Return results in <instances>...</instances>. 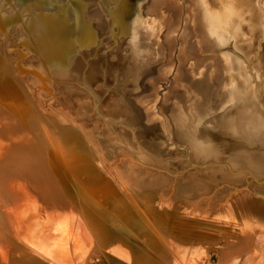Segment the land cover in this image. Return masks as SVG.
Segmentation results:
<instances>
[{"label":"rangeland","instance_id":"1","mask_svg":"<svg viewBox=\"0 0 264 264\" xmlns=\"http://www.w3.org/2000/svg\"><path fill=\"white\" fill-rule=\"evenodd\" d=\"M215 1L218 0H0L1 16L7 19L9 26L0 29V62H3L5 69L2 78L5 76L10 84L20 82L29 94L36 91L30 84L33 73L29 71L25 78L19 77V65L22 62H48V52L45 51L51 48L42 24L43 19L52 15L63 18L62 36L66 40H74L70 59L79 58V64L74 62L79 72L81 66L86 69L95 60V54L99 55L100 62L106 55L118 52L123 60L118 65L121 63L124 68L107 74L108 82L103 78L98 80L96 86L87 84L82 72L75 80L57 77L53 81L56 98L60 100L56 104L57 109H64L62 103L65 105L67 101L73 103L71 107L74 106L75 113L78 112V117L83 120L81 129L78 126L80 134L82 132L85 138L90 137L105 154L117 157L118 162L125 160L121 171L129 167L133 169L137 179L143 182L138 181L141 187L144 185L141 192L145 198L137 200L136 204L147 207L151 219L155 218L156 213L169 212L170 205H177L168 203L176 192L206 202L195 207L180 204L177 209L180 217H169L164 223L173 225L180 219L185 225L182 242L192 244V248L199 246L195 258L204 261L209 256L211 264H220L225 242L238 244L247 230L254 234L264 233V0ZM217 3L221 9L213 7ZM196 5L200 8L197 9ZM252 7L261 13L253 17L250 13ZM222 8L230 11L223 12ZM219 11L227 15L230 12V16L226 18V15L225 18L233 25L228 22L223 24L225 18L221 23L222 18L217 17ZM257 18L261 19L258 21ZM30 24L34 25L33 32L29 30ZM141 29L147 31V36L139 35ZM249 29L250 32H247ZM256 29L261 30L256 32ZM88 35L93 37V41L83 42ZM204 42H209L208 48L204 49ZM35 44L40 50H36V47L33 49L32 45ZM62 80L68 81V84L65 85ZM73 81H76V86L85 87V92L71 86ZM191 83H195V86ZM229 89L241 91V94L237 93L240 99L242 97L238 102L246 101L254 109L249 111L251 108L245 103H242V107L247 109H240L241 102L235 106L236 101L232 106L234 112L237 107L240 111L236 113L239 115L244 111L245 119L252 114L259 115L263 120V127L258 128L259 133L257 129L244 126L247 121L243 126L241 123L232 125L231 118L225 121L231 111L228 106L230 98H227ZM101 92L104 94L100 95ZM115 94L119 104L114 109L120 108L121 113L118 118H113L112 124L103 104L105 99ZM225 98L228 104L224 103ZM221 104L226 108L220 109V115L218 108ZM19 106H23L22 102ZM132 111L137 120L131 117ZM255 111L258 114L253 115ZM173 113L177 114L176 117ZM178 115H184V120L187 119L184 127L188 129L181 132L184 134L182 136L188 137L184 138L186 142L182 138V143L177 142L178 136H175L179 134L178 126L174 124ZM88 120L89 124L86 122ZM240 126L241 131L247 127L252 133L249 130H246L249 134L239 131ZM219 131L223 135L216 136ZM194 133L199 137L206 135L210 142L217 144L216 156L195 161L188 142ZM61 139L64 147L70 142L68 135ZM230 145L243 150L244 160H250V163L233 164L227 155ZM64 147L60 145L62 155ZM148 148L147 155L141 154L142 150ZM102 156L107 159L104 154ZM254 159L260 162H252ZM99 165L102 169L103 164L99 162ZM67 178L78 192L82 191V186L75 184L72 174H68ZM147 183L149 186L145 187ZM161 221L158 218L157 223L162 224ZM150 235L153 234L149 233V238ZM143 237V234L137 233L135 238L138 244ZM206 249H209V253ZM149 253H152L150 248ZM174 260L187 264L181 257L180 261Z\"/></svg>","mask_w":264,"mask_h":264},{"label":"bare ground","instance_id":"2","mask_svg":"<svg viewBox=\"0 0 264 264\" xmlns=\"http://www.w3.org/2000/svg\"><path fill=\"white\" fill-rule=\"evenodd\" d=\"M215 2L222 3L221 0ZM218 3L213 7L220 8L221 5H218ZM196 8L199 9L200 6L196 5ZM226 9L222 11L224 12ZM228 10L230 11V9ZM222 11L216 12L217 17L222 18L221 23L224 22L223 18L227 15L226 12V14H223ZM220 12L222 14L218 16ZM259 12L254 7L250 11L253 17L257 16ZM2 13L0 10V29H2V26L7 29L8 22L6 18L1 16ZM256 13L258 14L256 15ZM228 15L226 18H228ZM226 18L223 24L228 22ZM257 19L259 21L261 18ZM1 21L3 22L1 23ZM42 25V29L47 32L48 44L50 43L51 48L50 50L47 48L45 51L48 52V62H35L34 64L22 62L21 66L19 65V77L25 78L29 71L33 73L30 77V84L36 91L29 94L20 82L10 84L5 76L2 78L5 69L3 62H0V264H180V262L174 260L179 259L180 261V257L187 264H211L209 256L204 261H199V257L195 258V254L199 252L197 250L199 246L192 248V244L182 242L185 225L180 219L177 220L179 223L173 225L164 223L169 217L173 218L176 215V217H180L177 213L180 204H190L195 207L206 202L203 201L202 203V200L200 201L195 196L189 198L176 192L173 196H169L168 203H174L173 205L176 203L177 205H170L169 212L156 213L155 218L151 219L147 207L144 208L136 204L137 200L144 197V193L141 192L144 185L141 187L133 169L130 170L131 167H129L126 171L124 168L122 172L120 168H123L125 160L123 163L118 162L117 157L112 158L113 156L110 157L105 154L103 149L90 137L85 138L82 132L80 134L78 126L81 129L80 123L83 120L78 117V112L75 113L74 106L71 107L73 103L70 104L67 101L65 105L62 103L64 109H57L56 104L60 100H57L55 87L53 86V81L57 77H68L75 80L82 72L85 73L87 84L96 86L100 79L104 78L108 82L107 74L122 71L123 64L118 65V62H123L121 56L117 54L118 52H115L111 56L106 55L99 62L100 57L95 54V60L86 69L81 66L79 72L76 67L77 64L74 63L79 64V58L70 59L72 58L74 40L73 38L66 40L61 34L64 31L63 18L52 15L48 19H43ZM230 25L233 24L230 23ZM228 27L230 28V26ZM29 30L31 32L35 30L33 24H30ZM140 31L138 32L139 35L147 36L145 29ZM247 32H250V29ZM204 35L206 36V34ZM253 35L255 36V34ZM92 41L93 37L89 35L83 40V42L90 43ZM222 43L220 45L223 46ZM203 45L204 49L208 48L209 42H204ZM28 46L27 49L31 51ZM32 46L33 49L36 47V50H40L37 47L38 45ZM146 48H149L147 44ZM37 57L39 58L38 55ZM115 61L116 64L113 63ZM62 81L65 85L68 84V81ZM195 83L191 84L195 86ZM70 85L85 92V87L76 86V81L71 82ZM202 86L204 87L203 84ZM231 88L234 87L231 86ZM244 89L243 92L246 93L247 91L245 92ZM10 93H12V99H10ZM237 93L241 94V91L229 89L227 95L230 97L227 98L231 100L229 99L230 102L226 98L224 100L225 104L229 102L230 105L228 106L231 110L229 114L227 112L229 118L225 121L231 118V124L236 126L240 123L244 125L247 121L244 126L258 131V128L263 127V120L259 115H254L255 113L258 114L257 110L253 113L254 116L249 114L250 116L245 119V116H243L244 111L239 115L237 114L244 107H242L243 102L239 101L241 102L240 109L236 107L238 112L233 111V104L235 105L237 101L235 105L237 106L240 104L238 99L242 100V97L240 99ZM101 94L104 93L101 92ZM117 98V94H115L113 97L105 99L103 104L104 108L107 109L106 111H108V116L111 117L112 124H114L113 118H118L121 113L120 108L117 107L120 110L114 109L119 104ZM20 102L23 104L21 107L19 106ZM244 103L248 105L246 101ZM224 106V104L219 105L218 110L225 109ZM248 107L250 109L251 105H248ZM220 111L221 115L222 110ZM133 113L134 111H132L131 117L135 120L137 117L136 115L133 116ZM168 113H171V111ZM177 114L181 115L180 112H177ZM169 115L168 119H170ZM179 115L177 119L172 117L176 121L174 124L176 123L179 128L176 126L179 130V134L175 135L178 136V138L176 137L177 142L182 143L185 141L184 138L188 137L182 136L184 135L182 132L188 128L184 127L187 124V119L184 120L186 117L183 118L185 114L180 116L182 118ZM86 122L90 123L89 120ZM242 126H240L239 131H241ZM247 127L243 131L249 130ZM188 132L190 133V129ZM222 133V131H219L216 136L223 135ZM64 135H68L70 140L66 147L61 142V137L63 138ZM208 138L206 135L199 137L196 133L190 137L188 142L192 148L195 161H203L216 156L217 144L210 142ZM60 145L62 148L64 147V155L61 154ZM154 146L153 143V149ZM148 150L149 148L142 150L141 154L147 155ZM227 151L228 158L233 164L237 165V162L250 163V160L247 162L244 160V151H240L238 146L230 145ZM101 153L107 159H104ZM260 154L263 155V153ZM108 158L112 160H108ZM257 161L260 162L259 159L252 160L254 163H257ZM99 162L103 164L102 169ZM68 174L73 175L76 185L82 186L81 192H78L68 181ZM57 176H59L58 181H56ZM148 186L147 183L145 187ZM178 200H181V202L178 203ZM209 202L212 203L211 200ZM158 218L162 220L160 222L162 224L157 223ZM137 233L144 235L143 239L140 240V244L137 243L135 238ZM149 233L153 234L150 235V238ZM158 235H160V238H158ZM243 235L245 236L240 239L238 244L225 242L220 264H264V233L254 234L249 233L247 230ZM149 248L152 249L151 254ZM190 250L192 253L189 256ZM208 250L206 249L207 252ZM205 258L207 257L205 256Z\"/></svg>","mask_w":264,"mask_h":264}]
</instances>
